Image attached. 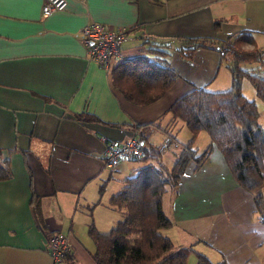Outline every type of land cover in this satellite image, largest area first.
<instances>
[{
	"label": "crops",
	"instance_id": "obj_1",
	"mask_svg": "<svg viewBox=\"0 0 264 264\" xmlns=\"http://www.w3.org/2000/svg\"><path fill=\"white\" fill-rule=\"evenodd\" d=\"M43 3L0 0V148L12 171L0 180V264H98L89 224L110 231L123 214L112 196L133 170L157 164L126 157L109 169L107 143L138 136L135 126L158 121L149 140L162 134L174 164L192 135L167 110L194 86L223 92L233 85L229 58L220 50L198 47L186 58L179 39L231 37L242 48L264 51V0H68L64 11L46 17ZM92 21L129 29L113 66L145 54L164 57L177 75L173 86L150 104L129 101L113 83V66L89 58L81 31ZM153 43L169 44L170 54L148 53ZM242 90L257 99L264 125V101L246 78ZM210 141L199 133L197 155ZM163 209L173 222L163 233L175 246L193 249L187 264L197 263L196 253L213 264H264V222L254 194L237 182L216 145L203 163L187 165L176 187L167 186ZM53 232L69 236L70 260L53 261L47 251Z\"/></svg>",
	"mask_w": 264,
	"mask_h": 264
},
{
	"label": "trees",
	"instance_id": "obj_2",
	"mask_svg": "<svg viewBox=\"0 0 264 264\" xmlns=\"http://www.w3.org/2000/svg\"><path fill=\"white\" fill-rule=\"evenodd\" d=\"M230 39H179L183 43L179 48L183 57L191 58L196 48L211 46L221 51L223 59L229 58L233 72L232 88L213 92L194 86L167 110L174 120L185 122L192 135L171 168L162 165L160 147L149 140L151 133L160 129L159 122L135 126L144 150L141 158H152L157 164L133 170L125 178L122 190L112 196L111 204L123 214L110 231H99L93 221L89 224V235L95 243L93 257L98 264H187L193 249L175 246L163 233L164 229L173 226L164 212L163 196L167 186L178 185L189 163H203L213 145L224 154L237 182L253 192L258 217L264 222V125L259 121L257 99L249 98L242 90V80L246 78L255 89L257 98L264 101V51L256 45L253 49L242 48L235 38ZM247 40L250 41L249 37ZM170 48L169 44L153 43L147 52L166 56L170 54ZM248 64H253L256 70ZM112 77L115 87L129 101L147 105L162 97L173 86L177 75L166 58H152L145 54L114 65ZM77 117L98 120L85 114ZM201 131L207 132L211 141L206 151L197 155L194 143ZM169 136L171 142L174 137ZM11 176L9 157L0 148V180ZM36 212L41 216L38 203ZM196 255V264H213L204 254Z\"/></svg>",
	"mask_w": 264,
	"mask_h": 264
},
{
	"label": "built area",
	"instance_id": "obj_3",
	"mask_svg": "<svg viewBox=\"0 0 264 264\" xmlns=\"http://www.w3.org/2000/svg\"><path fill=\"white\" fill-rule=\"evenodd\" d=\"M68 0H44L42 13L49 16L64 11ZM129 29L125 27L113 28L100 22H89L81 31L83 43L87 46L89 58L100 66L110 69L121 55L126 41L129 39ZM148 39L149 35H142ZM144 155L138 136L122 141L107 143L104 161L109 169L116 168L126 157L138 158ZM69 236L62 232H53L47 237V251L55 263H62L71 255Z\"/></svg>",
	"mask_w": 264,
	"mask_h": 264
},
{
	"label": "rangeland",
	"instance_id": "obj_4",
	"mask_svg": "<svg viewBox=\"0 0 264 264\" xmlns=\"http://www.w3.org/2000/svg\"><path fill=\"white\" fill-rule=\"evenodd\" d=\"M241 47H242V46H241ZM255 65H256V64H255ZM255 65H254V66H255ZM251 68H253L254 70H256L255 67H252V66H251ZM183 133H185V132H182L181 135H183ZM162 139H163L162 134H156V135L153 137L154 143H157V144H160V142H161ZM187 142H188V141H187ZM161 143H162V142H161ZM155 145H156V144H155ZM158 146L160 147L161 152L164 154V155H161V159H160L162 165H163L164 167H172V165H173V156H172L171 153H170V148L167 149V145L164 144V143H162L161 145H158ZM196 146H197V144H196ZM163 148H165V149L163 150ZM168 150H169V151H168ZM165 151H166V152H165ZM137 160H143V159H142L141 157H138Z\"/></svg>",
	"mask_w": 264,
	"mask_h": 264
}]
</instances>
